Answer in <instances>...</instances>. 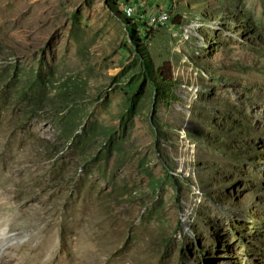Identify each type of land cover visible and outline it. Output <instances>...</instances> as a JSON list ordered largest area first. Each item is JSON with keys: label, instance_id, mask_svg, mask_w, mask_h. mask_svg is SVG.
Instances as JSON below:
<instances>
[{"label": "rangeland", "instance_id": "obj_1", "mask_svg": "<svg viewBox=\"0 0 264 264\" xmlns=\"http://www.w3.org/2000/svg\"><path fill=\"white\" fill-rule=\"evenodd\" d=\"M0 264H264V0H0Z\"/></svg>", "mask_w": 264, "mask_h": 264}, {"label": "trees", "instance_id": "obj_2", "mask_svg": "<svg viewBox=\"0 0 264 264\" xmlns=\"http://www.w3.org/2000/svg\"><path fill=\"white\" fill-rule=\"evenodd\" d=\"M140 22L141 21L134 19V18H127L124 21L125 26H126V30H127L128 35L130 37V40L134 43L135 46H137L139 41H140L139 32L137 30ZM140 58H141L142 66H143V69L146 73V76H147V78L150 79L151 73L153 72L152 61H151L150 57L148 56V54H146V53H141Z\"/></svg>", "mask_w": 264, "mask_h": 264}, {"label": "bare ground", "instance_id": "obj_3", "mask_svg": "<svg viewBox=\"0 0 264 264\" xmlns=\"http://www.w3.org/2000/svg\"><path fill=\"white\" fill-rule=\"evenodd\" d=\"M166 14H168V13L167 12H161V13H158V14H155L152 16L150 15V16L146 17V15L140 14L138 11H131L128 14L125 13L127 18L138 19V16H144L142 18V20H139V21H141V22L147 21L148 26L150 25L152 27L165 26L166 24H168L170 21V15L168 14V17H164V16H166Z\"/></svg>", "mask_w": 264, "mask_h": 264}, {"label": "built area", "instance_id": "obj_4", "mask_svg": "<svg viewBox=\"0 0 264 264\" xmlns=\"http://www.w3.org/2000/svg\"><path fill=\"white\" fill-rule=\"evenodd\" d=\"M124 11H125V13L128 14L131 11H138V10L136 8H134V7H125ZM143 17L144 16H138L137 20H142ZM164 17H168V14H166V16H164Z\"/></svg>", "mask_w": 264, "mask_h": 264}]
</instances>
